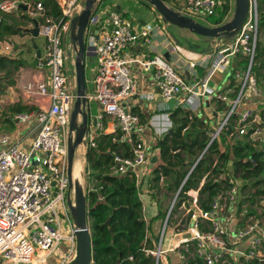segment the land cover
Segmentation results:
<instances>
[{
  "label": "built area",
  "instance_id": "obj_1",
  "mask_svg": "<svg viewBox=\"0 0 264 264\" xmlns=\"http://www.w3.org/2000/svg\"><path fill=\"white\" fill-rule=\"evenodd\" d=\"M55 1L60 7L56 17L47 14L42 0L33 3L0 0L1 13L19 11L22 9L19 5L24 4L25 9L22 11L25 16L38 22V34L44 37L45 44L42 52L34 53L33 56L41 76L22 82L20 91L27 100L39 98L49 101L46 109H33L12 116L18 123L36 119L39 130L28 148H23L16 141L10 142L7 135L0 137V143L7 145L0 149V264H67L76 253L75 226L67 203L71 198L68 196L66 174L67 139L73 135L69 130V121L76 99V81L75 76L71 82L66 75V62L74 63V55L62 48L61 38L69 32L72 17L80 12L83 4L79 0ZM222 2L182 0L183 6L174 9L191 17L204 16L208 22L207 18L216 14ZM97 7L95 4L84 30V41L89 47L86 57H96L93 91L87 95L89 121L84 145L87 148L95 147L96 137L104 131V119L111 118L114 124L112 141L125 142L130 154L123 156L112 152L109 172L113 175L133 174L140 188L141 168L149 159V147L137 137L143 124L128 102L137 90L129 64L137 61L147 69L152 66L154 84L165 100L180 92H197L194 85L160 54H148L143 60L132 57V46L139 42H151L152 34L158 30L164 33L165 30L159 24L137 23L127 17L125 12L109 11L110 8L96 14ZM257 32V0H248V10L241 29L224 46L216 45L210 53L211 67L206 78L236 53L248 55L249 61L246 67L241 66L242 71L234 68V80H238L239 86L236 97L229 101L226 94L216 95L229 108L223 120L210 132L203 152L224 133L228 141H234L248 132L246 124L253 117L254 109L238 108L245 92L253 96L254 100L261 97L257 79L251 70ZM14 49L12 39H0V54L12 56ZM170 51L178 55L180 50L177 45L170 43ZM190 66L194 67L195 63H190ZM201 86L204 88L205 83H201ZM90 100L98 104L94 114L90 112ZM233 115H236V124L230 130L229 121ZM254 133H258V129L249 135ZM259 145L264 149L263 137ZM202 155L197 158L192 169ZM247 160L253 161L250 157ZM227 175L225 173V179L231 181L232 185L213 197L209 209L201 208L198 203L202 185L197 189L185 190L183 193L186 196L182 200L178 197L188 175L183 179L160 226L156 247L145 250L155 257V264L161 262L164 253L169 251L175 252L183 260L185 254L182 249L187 251L189 246L193 247L195 255L204 264H244L250 259L257 261V264H264V196L259 195L252 210L246 201L239 206L240 199H245L247 195L241 193V185L238 187L234 183L235 178ZM222 177L221 173L219 178ZM88 189L95 191L94 187ZM97 197L103 198L100 194ZM178 201L182 214L177 217L174 230L179 233L180 239L173 246L165 248L163 240L169 225V215ZM144 210L142 206V212ZM60 243H66L63 254L58 252Z\"/></svg>",
  "mask_w": 264,
  "mask_h": 264
},
{
  "label": "trees",
  "instance_id": "obj_2",
  "mask_svg": "<svg viewBox=\"0 0 264 264\" xmlns=\"http://www.w3.org/2000/svg\"><path fill=\"white\" fill-rule=\"evenodd\" d=\"M42 1L47 14L54 17L59 15L60 7L55 0ZM147 5L149 4L147 3ZM233 7L229 0H224L217 7L216 14L207 18L208 23L213 25L224 23L227 21L225 19L226 15L232 11ZM257 10L258 34L251 70L263 89L261 96L264 99V0H257ZM19 11L21 12L20 16L25 17L22 9ZM18 25L17 19L11 13L3 14L0 12V39L5 38L6 35L23 33L22 28ZM248 61L249 57L245 55L237 64L246 67ZM24 65L25 61L23 59L0 54V93L15 83L13 73ZM234 70L232 68L231 73L227 75V79H230L229 85L234 87V91L229 95L232 98L236 97L239 89V86H235L234 83ZM259 99L261 98L256 100ZM228 108L229 105L225 103V112ZM17 110L26 112L30 110V107L19 105ZM263 113L264 111L260 112L262 116ZM235 118L236 115H233L229 121L230 130L233 128L232 125L236 124ZM184 125L185 123L171 128L156 138V143L152 145V148L158 147L163 159H169L171 150L178 148L188 151L193 156L194 153L202 151L206 147L208 138L203 132L189 143L184 142L181 135ZM249 130L244 137L234 139V141H228L226 133L221 135L219 139L213 140L204 153L206 157L201 158L188 174L178 197L181 200L185 198L186 195L183 192L189 188L197 187L202 173L209 171L210 174L213 173L214 175L199 188L198 196L200 207L209 209L213 197L219 191L228 189L232 185V182L225 178L214 180L217 174L225 172L228 174L227 176L240 180L241 193L247 195L245 199H240L238 205L240 206L246 201L252 210V206L259 195L264 196V149L258 142L247 139L249 133L254 129ZM95 140L96 146L88 147L85 152L86 166L84 169L88 178L92 177L96 181L95 191L87 188L86 195L90 206L97 203L88 213L92 243L91 264H155V257L150 252L145 251L146 249H154L155 243L148 236V224L143 216L142 202L136 179L130 173L113 175L109 172L112 152L128 156L130 154L129 147L125 142H113L112 133L103 134L99 138L96 137ZM219 142L225 143L224 150L219 148ZM121 148L123 153L119 152ZM179 152L172 155L175 159L172 164H180L186 159ZM214 156L218 161L215 165H212ZM248 157L253 161L247 160ZM192 162L189 160L187 165L190 166ZM170 170L169 167L159 165L153 170L152 180L157 182L160 173L168 174ZM186 173L187 170L178 171V178L174 185L175 189L178 188ZM252 189H255L254 192L251 191ZM98 194L103 196L101 199L103 201L98 199ZM180 201L174 206L175 209L179 206ZM157 216L163 221L166 217V211L158 213ZM159 231L156 236H153L155 240L159 237ZM190 249L193 250V247L189 246L187 251L182 249L185 257L179 264H204L202 259L195 255L194 251L192 255L188 254ZM244 264H257V261L250 259L244 261Z\"/></svg>",
  "mask_w": 264,
  "mask_h": 264
},
{
  "label": "crops",
  "instance_id": "obj_3",
  "mask_svg": "<svg viewBox=\"0 0 264 264\" xmlns=\"http://www.w3.org/2000/svg\"><path fill=\"white\" fill-rule=\"evenodd\" d=\"M170 6V5H169ZM149 14L152 15V20L146 21L140 18L138 21L134 20L137 23L143 24L144 22H152L157 23L159 26L164 29V33L160 30L156 31L152 34L151 42H139L132 46L131 48V55L133 58L143 60L146 58L148 54H161L163 56L164 51L165 54L169 57L168 61H172V63L176 66L178 72L185 76L186 80L194 85V89L197 94H188L185 92H180L175 97L170 99H163L159 93L156 85L154 84L153 80V72L150 68H145L144 66L140 65L137 61H133L129 64V68L132 74L135 77L137 90L136 93L131 97L128 101L131 104L132 110L137 113L140 117L141 123L143 124L142 131L137 135V137L145 143L149 147V159L145 166L141 168V185L143 187V195L140 193V197H143L144 202L146 205L144 206L145 210L144 213L148 212L149 216H153L152 220V228L148 226V236L152 239L153 243H157V240L153 238V236L157 235V232L160 229L162 224V220L158 217L157 220L154 221V218L157 217L158 213L165 212L167 210L166 205L168 201L171 199V196L175 195L179 186L181 185L183 179L191 172L194 163L196 162L197 158L203 153L202 158L206 157L204 149L202 151H198L190 155L188 151H184L182 149L171 150V155L169 159H163L160 154L159 148H152V145L156 143V138L163 135L171 128L176 126H180L181 124L185 123L181 130L182 140L184 142L189 143L192 139L199 136L200 133H204L207 138L209 137L210 132L215 129L218 124L223 120L225 115V101L218 99L216 97L217 94H223L228 96V100L232 99L230 93L234 91V87L230 84V79H227V75L231 73L232 68H239V60L243 56L244 53H236L235 55L229 56L226 62L220 64L214 71H212L211 75L208 76L209 69L211 67L210 61V53L213 52L214 47L216 45L224 46L226 42L230 40H225L222 37H206L202 35L195 34L188 29L180 28L178 33L179 37L183 39L185 43H188L190 47L186 45H182L179 43V38L175 36L171 30L162 22L160 15L153 9V7L149 6ZM17 12V11H16ZM16 12L11 13L16 14ZM21 13V12H20ZM24 13V12H23ZM17 15V14H16ZM27 23L19 24L18 26L22 28L23 33H15L6 35V38H10L15 43V49L13 53V57L16 58H24L27 60L25 61V68H18L17 74L13 73V78L15 79V83L9 86V95L7 98L9 102L12 104L11 109H16L19 105H26L30 107V110H38V109H46L49 105L48 99H31L27 100L22 97L20 86L22 82L26 80H30L33 77L36 78L41 76L40 71L35 67L34 61V53L42 52L41 49L38 48L37 44L34 41V37L31 33L25 31L26 28L33 27V21L29 20L26 16ZM208 25V24H206ZM39 35V34H38ZM170 43H174L178 46L179 52L178 55H175L170 51ZM24 49V52L21 51ZM29 51L31 54L27 56L25 53ZM70 53L73 52L69 51ZM67 52V53H69ZM31 57V59H30ZM88 57L95 58V63H93L89 67V78L86 79V93L87 95L92 93L93 91V77L96 70V57L91 55ZM70 64L74 67V63L69 61ZM190 63H195L194 67L190 66ZM85 64V63H84ZM15 74V75H14ZM201 83H205L204 88L201 86ZM235 86H238V80H234ZM14 88H18L20 91V95H15L13 93ZM76 90V89H75ZM200 92H203L202 94ZM211 96V98L209 97ZM93 100H90L89 103H92ZM96 102V101H95ZM228 102V101H227ZM252 102H254V97L251 96L248 92H245L241 104L239 105V110L252 107ZM97 104V103H96ZM90 112L94 114L98 110L97 107L94 109L90 106ZM94 109V111L92 110ZM253 108V107H252ZM14 111V110H13ZM18 111V110H17ZM25 112V111H18ZM15 114V113H14ZM13 114V115H14ZM12 115V116H13ZM7 117H11L7 115ZM2 117H0L1 119ZM235 120V119H234ZM17 123V122H16ZM104 123V131L103 134H111L114 133V124L111 118L106 117L103 121ZM4 126V124H0V129ZM16 129L12 131H8L5 129L1 134L7 135L10 138V142H18L23 148H28L31 141L35 138L36 133H34V128L37 125H32L27 123H17ZM31 126V128H30ZM98 135L97 137H101ZM225 135V133H224ZM208 141V139H207ZM7 146L6 144L0 143V149ZM79 147L82 148V153L79 154V159L81 160V166L79 167V175L78 179H82V173H85V152L87 150V146L84 144L80 145ZM77 147V148H79ZM76 148V149H77ZM219 148L224 150L225 143L219 142ZM73 159V167L75 161V155ZM180 151V152H179ZM120 153H123V149H119ZM179 152L182 157L186 158L180 164H172L175 162L174 157L172 156L174 153ZM191 160L193 161L192 164L189 166L187 162ZM217 158L214 156L213 164L217 163ZM170 162V163H169ZM172 164V165H171ZM159 165H164L169 167L171 170L168 174L160 173L159 179L157 182L152 180L153 177V170L157 168ZM187 170V173L182 178V181L177 189L174 188V185L178 178V171L183 172ZM73 173V170H72ZM81 174V175H80ZM217 174L216 180H221L219 175ZM223 178H225V172H222ZM213 173L210 174L209 171L203 172L201 178L198 182V188L203 183L213 177ZM167 195V199L163 201L162 197ZM156 201L158 199L161 200L162 211L158 209L156 210L155 207L151 205L152 200ZM179 207V206H178ZM177 207V208H178ZM179 210L181 208H178ZM155 215V216H154ZM175 214L173 213L171 218H174ZM147 221V216L144 217ZM175 219V218H174ZM176 221L171 224L170 230L168 232L167 242L165 243V248L170 247L171 242H176L180 239V235L178 232L174 230V227L177 225V216ZM170 226V225H168ZM150 229H152L150 231ZM151 232V233H150ZM179 236V237H178ZM164 242V240H163ZM172 252V251H169ZM168 253V252H166ZM166 253H164L161 264H168V259L166 257ZM175 253V252H174ZM176 254V253H175ZM189 255L193 254V250L188 251ZM182 260L179 259V263ZM177 263V264H179Z\"/></svg>",
  "mask_w": 264,
  "mask_h": 264
},
{
  "label": "water",
  "instance_id": "obj_4",
  "mask_svg": "<svg viewBox=\"0 0 264 264\" xmlns=\"http://www.w3.org/2000/svg\"><path fill=\"white\" fill-rule=\"evenodd\" d=\"M145 1L160 15L161 20L164 23L188 29L198 35L206 37H222L225 40L232 39L238 33L248 10V0H233L234 14L230 20L218 25H206L195 21L189 15L180 13L165 3L164 0ZM96 2L97 0H84L82 9L72 17L69 27V36L74 51L76 99L70 111L69 130L73 135H70L67 139L66 174L69 188H73L74 192V202H72L71 199H68L67 203L75 226L74 234L76 239V253L75 257L67 264H91L92 262V243L88 213L97 203L90 206L79 179H73L72 170L75 150L80 144H85L84 136L88 128L89 114L87 110L88 100L84 63L85 57L89 54V47L84 41V30ZM19 7L25 9L24 4H20ZM116 10H119L118 6L109 9V11ZM102 16L104 17L105 15L103 14ZM32 21L33 27L26 28L25 31L31 33L33 37H36L38 36V22L36 19H32ZM163 57L166 60L169 59L167 54H165V51ZM152 68L153 67L151 66L150 69Z\"/></svg>",
  "mask_w": 264,
  "mask_h": 264
},
{
  "label": "rangeland",
  "instance_id": "obj_5",
  "mask_svg": "<svg viewBox=\"0 0 264 264\" xmlns=\"http://www.w3.org/2000/svg\"><path fill=\"white\" fill-rule=\"evenodd\" d=\"M25 1H27L28 3H33L35 0H25ZM164 1H165V3H167L168 5H170L173 8H176V9H180L183 6L182 0H164ZM222 1L223 0H221V2ZM79 2L81 4H84V0H79ZM230 3L232 4V7H233L234 1L230 0ZM96 5L98 6L97 10H95L96 14H98L100 11H104L107 8L118 6V9L123 11V12H125L126 16L129 17L131 20H137L138 21L140 18H142V19H144L146 21L152 20V15L149 14V10H148L150 4L147 5V2L145 0H97ZM16 14H13L12 16L17 19L19 24L27 23L26 18L20 16V14H21L20 11H17ZM233 14H234V7L232 8V11H230L226 15V20L227 21L230 20L231 17L233 16ZM192 18L195 21L200 22L202 24H208V22H207V20L205 19L204 16L193 15ZM164 24L171 30V32L175 36H177L179 38L178 40H179L180 44L190 47V45L188 43H185L183 41V39H181L179 37V35H178V33L180 31L179 27H177L175 25H172V24H169V23H164ZM34 41L37 44L39 49H41V50L44 49V44H45L44 37H42L41 35H38V36L34 37ZM61 46L66 52L71 51V52H73V55H74L73 46L71 44L69 32L66 35H62ZM21 51L24 52V49H22ZM25 53L27 54V56H30L29 54H31L29 51H26ZM21 59H24V58H21ZM30 59H31V57H30ZM27 60H25V61L27 62ZM72 60H73V56H72ZM167 62L175 70H177L176 66L172 63V61H167ZM93 63H95V58H93V57H86L85 58L84 73H85V78L86 79L89 78V67ZM66 66H67L66 75H67V77L70 78V80L72 82V80H73V78L75 76L74 67L70 64L69 61L66 62ZM21 67L25 68L24 66H21ZM239 69H240V71H242V67H239ZM15 74H17V71L15 72ZM257 83H258V86L260 88L261 94H263V89L259 85L258 81H257ZM75 88H76V86H75ZM8 90H9V87H7L2 93H0V117H2L0 119V124H4V126L0 129V134L5 129H7V132L16 129V127H17L16 124L18 123V122L16 123V121L12 117V115L14 113L18 112V111L16 109H13L14 111L11 109V105L12 104L9 102V99L7 98V96L9 95V92H7ZM13 93L15 95H20L19 94L20 91L18 90V88H16V89L14 88ZM260 98L261 99L254 100V102H252V107L254 109V115L246 124L247 131H250L249 129H252V128L253 129H258V133L251 134V135L248 136V138L252 139V141L259 142V143H261V140H262V137H263V134H264V113H263V116L260 114L261 111H264V99H263L262 96ZM89 104L94 109L97 107V104H96L95 100H93L92 103L90 102ZM93 108H92V110L94 111ZM7 115H9L11 117H7ZM28 123L32 124L33 126L37 125V121H36L35 118H30ZM20 124H22V123H20ZM30 128H31V126H30ZM34 129H35V130H33V131H35L34 133L37 134L39 128L35 127ZM263 139H264V137H263ZM87 179H88V181H87ZM79 181H80V183H81L86 195H87V188H89V187L93 188L96 185V181L92 177L88 178V175H87L86 172L84 174L82 173V179L79 180ZM234 183L236 185H238V187L241 185V182H240L239 179H235ZM68 192H69L68 196L71 198V201L74 202L73 188H71V189L69 188ZM139 192L142 195L145 193V192H143L142 185H140ZM174 196L175 195L171 196V199L168 201V203L166 205V208H167L166 213H167V211H168V209H169V207H170V205L172 203V200H173ZM167 197H168L167 195H164L162 197L163 201L165 199H167ZM140 199H141V202H142V206L143 205L145 206L147 202L146 203L144 202L143 197L142 198L140 197ZM161 200L159 201L158 199H156V201L152 200L154 202H151V205L153 207H155L157 211H158V209L160 211H162V206H161L162 202H161ZM178 208L176 207V209H175V207H173L172 210H171V213L169 215L170 217H169L168 224L170 226H168L167 229H166V234L164 235L163 247H165V243L167 242L168 232L170 230L171 224L173 225V223L176 221L175 220L176 216L179 217L182 214V209L179 210ZM173 213L175 214V216H174L175 219L171 218ZM146 216L148 218L147 219V224H148L149 228H152L151 224H152L153 216H149L148 212L147 213L145 212L144 213V217H146ZM157 219H158V216L154 218V221L157 220ZM151 230L152 229H150V231ZM65 246H66V243H60V246H59V249H58L59 254H63L64 253V247ZM170 246H173V242H171ZM155 247H156V245H155ZM54 255L57 256V253H55ZM166 257L168 259V264H177V263H179L180 257L178 255H176L174 252L166 253Z\"/></svg>",
  "mask_w": 264,
  "mask_h": 264
},
{
  "label": "bare ground",
  "instance_id": "obj_6",
  "mask_svg": "<svg viewBox=\"0 0 264 264\" xmlns=\"http://www.w3.org/2000/svg\"><path fill=\"white\" fill-rule=\"evenodd\" d=\"M76 150L77 151H76V155H75V161H74V167H73V173H72L74 179H78V175H79L78 171H79V167L81 166V160L79 159V154L80 155L83 154L81 147L77 148Z\"/></svg>",
  "mask_w": 264,
  "mask_h": 264
}]
</instances>
